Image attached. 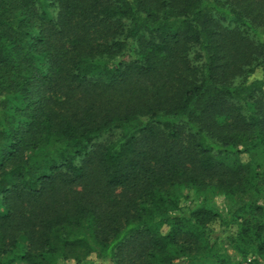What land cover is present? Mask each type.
<instances>
[{
	"label": "trees",
	"instance_id": "obj_1",
	"mask_svg": "<svg viewBox=\"0 0 264 264\" xmlns=\"http://www.w3.org/2000/svg\"><path fill=\"white\" fill-rule=\"evenodd\" d=\"M68 261L264 264V0H0V264Z\"/></svg>",
	"mask_w": 264,
	"mask_h": 264
},
{
	"label": "rangeland",
	"instance_id": "obj_2",
	"mask_svg": "<svg viewBox=\"0 0 264 264\" xmlns=\"http://www.w3.org/2000/svg\"><path fill=\"white\" fill-rule=\"evenodd\" d=\"M197 197L194 195V193L192 192H186V196H185V203L190 207V206H194L197 203ZM215 207L217 209H220L222 213H226L228 210V206H229V202L227 200H225L224 198H218L214 200ZM225 217H223V220L221 221V223H219L217 225V227H215L216 232L221 235L222 237H225L226 235V231H227V220L224 219ZM226 245V244H225ZM228 249V252L230 255H232L235 259H236V255L234 253V251L229 247L226 246ZM23 264V263H20ZM67 264H73L72 261H68Z\"/></svg>",
	"mask_w": 264,
	"mask_h": 264
}]
</instances>
